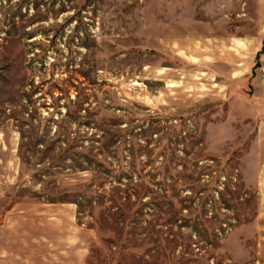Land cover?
Returning a JSON list of instances; mask_svg holds the SVG:
<instances>
[{
    "label": "rangeland",
    "instance_id": "374dc122",
    "mask_svg": "<svg viewBox=\"0 0 264 264\" xmlns=\"http://www.w3.org/2000/svg\"><path fill=\"white\" fill-rule=\"evenodd\" d=\"M264 0H0V264H256Z\"/></svg>",
    "mask_w": 264,
    "mask_h": 264
},
{
    "label": "crops",
    "instance_id": "0c3cea01",
    "mask_svg": "<svg viewBox=\"0 0 264 264\" xmlns=\"http://www.w3.org/2000/svg\"><path fill=\"white\" fill-rule=\"evenodd\" d=\"M261 140L264 139V125L260 126ZM264 146V143H263ZM261 167L257 168L259 208L257 212L256 264H264V153Z\"/></svg>",
    "mask_w": 264,
    "mask_h": 264
}]
</instances>
